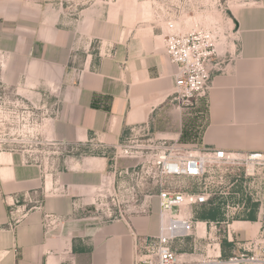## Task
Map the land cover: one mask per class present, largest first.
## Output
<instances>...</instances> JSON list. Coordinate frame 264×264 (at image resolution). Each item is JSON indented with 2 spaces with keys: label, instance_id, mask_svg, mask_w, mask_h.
<instances>
[{
  "label": "crops",
  "instance_id": "1",
  "mask_svg": "<svg viewBox=\"0 0 264 264\" xmlns=\"http://www.w3.org/2000/svg\"><path fill=\"white\" fill-rule=\"evenodd\" d=\"M94 12L72 19L55 1L0 0V52L14 60L16 89L53 108L37 120L38 151L48 142L99 150L64 157L52 178L25 151L0 152V233L9 241L0 264H135L132 231L157 235L160 210L103 219L87 205L134 126L151 122L153 140L264 151V0L239 10L235 55L214 74L208 97L185 108L171 101L175 65L163 45L128 28L120 35L118 16ZM116 163V174L130 176L140 161ZM207 204L193 207L198 238L174 242L180 256L206 251ZM45 214L60 217L48 231Z\"/></svg>",
  "mask_w": 264,
  "mask_h": 264
},
{
  "label": "rangeland",
  "instance_id": "2",
  "mask_svg": "<svg viewBox=\"0 0 264 264\" xmlns=\"http://www.w3.org/2000/svg\"><path fill=\"white\" fill-rule=\"evenodd\" d=\"M60 4V11L69 18H80L87 9L95 10L98 17L104 18L110 13L119 18L120 35L131 34L148 37L157 41L161 48L163 34L167 31L165 23L173 19L181 31L193 29L217 30L218 60L229 62L233 40L225 39L221 33L235 32V16L241 8L251 0H49ZM222 31V32H221ZM124 33V34H123ZM227 35V34H225ZM233 37V35H232ZM232 47V48H231ZM14 60L0 52V152L25 151L24 157L29 161L42 165L44 176L52 178L57 173L59 163L64 157L75 154L97 155L95 147L68 148L55 144L44 143L37 149L36 127L37 120L49 116L53 108L46 102H38L31 92L16 89ZM43 145V144H42ZM114 164L105 172L103 184L94 189L87 205L99 211L103 219L117 218L122 214L140 213L144 209L157 211V189L159 178L153 169L143 168V161L130 156L125 151L114 150ZM136 159L140 161L134 175H119L116 161ZM148 165V164H147ZM248 173H255L251 176ZM261 169H250L243 162L231 165L214 166L209 174L208 185L213 199L203 206V212L213 214L207 224V230L201 239L202 246L207 250L208 244L219 240L227 242L228 230L237 240L256 239L264 237V205L258 198L264 196V191L257 195L259 174ZM181 185H189L182 179ZM150 196L149 201L144 200ZM178 209L175 207L174 212ZM255 212V219L249 218ZM238 225L235 227V225ZM1 229V226H0ZM9 241L0 233V258L3 247ZM226 251L229 254L234 243L227 242Z\"/></svg>",
  "mask_w": 264,
  "mask_h": 264
},
{
  "label": "built area",
  "instance_id": "3",
  "mask_svg": "<svg viewBox=\"0 0 264 264\" xmlns=\"http://www.w3.org/2000/svg\"><path fill=\"white\" fill-rule=\"evenodd\" d=\"M165 26L163 49L175 65L171 101L179 108L194 107L200 99L208 97L214 74L224 71L226 66L218 60L221 43L218 42L217 30L181 31L173 19L166 21ZM221 35L233 40L232 58L239 41L238 29L232 32L233 37L229 31ZM151 130V122L134 126L128 137L114 146L117 152L125 151L145 161L143 168L153 169L159 178V232L157 235H142L132 231L135 264H264L263 235L256 239L235 240L228 230L227 238L234 246L227 256L223 255L221 240L213 246L209 243L207 250L197 258L192 253L180 256L174 249V242L179 239L187 236L198 238L193 207L210 203L213 199L214 194L208 185L212 167L243 162L250 169H261L257 189V195H260L264 191V151H233L183 145L163 138L153 140ZM125 173L132 172L125 169ZM180 179H186L189 185H181ZM258 200L262 202V211L264 196ZM175 207L177 212H174ZM44 219L47 231L53 223L60 221V217L53 214H45Z\"/></svg>",
  "mask_w": 264,
  "mask_h": 264
},
{
  "label": "trees",
  "instance_id": "4",
  "mask_svg": "<svg viewBox=\"0 0 264 264\" xmlns=\"http://www.w3.org/2000/svg\"><path fill=\"white\" fill-rule=\"evenodd\" d=\"M215 217L213 214H211V217L210 218H213ZM250 219L254 220L255 219V212L253 211L250 216H249Z\"/></svg>",
  "mask_w": 264,
  "mask_h": 264
},
{
  "label": "bare ground",
  "instance_id": "5",
  "mask_svg": "<svg viewBox=\"0 0 264 264\" xmlns=\"http://www.w3.org/2000/svg\"><path fill=\"white\" fill-rule=\"evenodd\" d=\"M238 225L236 224L235 227H237ZM201 229H202V232H204V224H201Z\"/></svg>",
  "mask_w": 264,
  "mask_h": 264
}]
</instances>
